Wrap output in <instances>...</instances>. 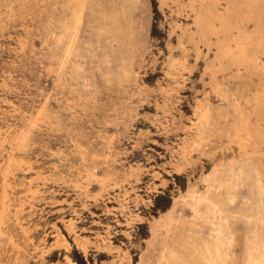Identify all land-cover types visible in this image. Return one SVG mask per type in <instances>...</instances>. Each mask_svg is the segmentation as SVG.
<instances>
[{
	"label": "rangeland",
	"instance_id": "obj_1",
	"mask_svg": "<svg viewBox=\"0 0 264 264\" xmlns=\"http://www.w3.org/2000/svg\"><path fill=\"white\" fill-rule=\"evenodd\" d=\"M0 264H264V0H0Z\"/></svg>",
	"mask_w": 264,
	"mask_h": 264
}]
</instances>
